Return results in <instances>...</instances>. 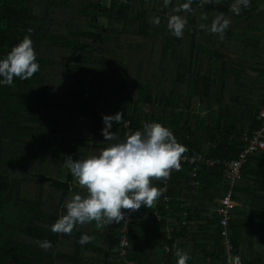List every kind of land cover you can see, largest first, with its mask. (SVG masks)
<instances>
[{"label": "trees", "instance_id": "obj_1", "mask_svg": "<svg viewBox=\"0 0 264 264\" xmlns=\"http://www.w3.org/2000/svg\"><path fill=\"white\" fill-rule=\"evenodd\" d=\"M261 1L245 8L239 0H0V58L31 29L40 65L29 80L0 86V264H125L120 223L52 230L66 202L87 195L65 157L83 160L109 147L102 117L117 112L123 118L112 130L121 142L159 122L186 146L183 155L220 162L197 173L188 165L173 170L168 193L131 225L127 259L176 264L180 248L189 264H225L215 211L230 196L242 205L229 225L235 250L244 264H264V152L250 156L233 183L224 164L264 126V59L256 44L233 40L241 23L264 28ZM172 16L186 21L182 38L168 29ZM224 20L228 32L213 31ZM152 184L164 187L163 179ZM208 215L213 222H204ZM82 234L91 241L81 245ZM45 241L51 246L42 247Z\"/></svg>", "mask_w": 264, "mask_h": 264}, {"label": "clouds", "instance_id": "obj_2", "mask_svg": "<svg viewBox=\"0 0 264 264\" xmlns=\"http://www.w3.org/2000/svg\"><path fill=\"white\" fill-rule=\"evenodd\" d=\"M250 0H239L243 7H248ZM188 7L187 4L184 5ZM237 15L241 8L232 9ZM159 24L160 20L155 19ZM186 21L181 16H172L168 29L176 38H182ZM229 21L224 20L213 31L222 33ZM22 41L14 46L6 57L0 58V86L11 87L14 79L29 80L40 71L37 54L31 39V29ZM123 114L104 115V127L101 134L104 141L113 142L99 155L87 159L65 157V166L85 188L87 195L74 194L65 204V214L60 216L52 230L57 233L71 234L78 225L96 222L98 227L119 224L125 221L128 211L137 212L142 207L151 208L163 195V189L152 184L153 178L167 179L172 170H180L182 154L186 146L178 142L174 133L159 122L145 123L142 129L119 141L112 130L114 123H119ZM92 237L82 234L79 243L87 244ZM45 241L42 247H50ZM176 264H189L191 256L183 249L175 250Z\"/></svg>", "mask_w": 264, "mask_h": 264}, {"label": "built area", "instance_id": "obj_3", "mask_svg": "<svg viewBox=\"0 0 264 264\" xmlns=\"http://www.w3.org/2000/svg\"><path fill=\"white\" fill-rule=\"evenodd\" d=\"M87 96L89 95V91L87 92ZM260 119L264 120V110L260 114ZM260 152H264V126L257 131H254L250 137L247 139V145L240 153L239 158L237 160H232L229 162H224L227 167L226 177H230L231 182L233 183L236 179L240 177V173L242 167L247 162L250 156H255ZM219 161L212 160L207 158L205 155H197V156H189L183 155L181 158V166L188 165L192 168L194 173H197L203 166L210 167L216 164H219ZM173 170L169 178L163 179V195L168 193V183L171 181ZM158 200L153 204V208L155 209L158 206ZM162 203H168V198L162 199ZM190 204H183L182 209L186 210ZM238 207V204L232 200L230 196L226 197L223 200H220L218 203L217 213L220 215V225L221 226V235L223 238V247L225 253V264H244L243 256L240 253H237L235 250L234 242L230 233L231 227V215L232 212ZM143 208V207H142ZM142 208L137 212L128 211V215L125 221H121L120 230H119V238H120V255L125 261V264H136L134 261L127 259L128 248L130 247L128 233L132 224L137 221L138 216L143 215ZM165 210L168 212L170 210V206L166 204ZM155 217L158 221L162 220V214L160 211L155 210ZM187 216V213L185 214ZM168 239H172V235L174 232V228L171 226H167L166 229Z\"/></svg>", "mask_w": 264, "mask_h": 264}, {"label": "crops", "instance_id": "obj_4", "mask_svg": "<svg viewBox=\"0 0 264 264\" xmlns=\"http://www.w3.org/2000/svg\"><path fill=\"white\" fill-rule=\"evenodd\" d=\"M260 3L262 4L261 9L264 10V1H261ZM231 4H232V2H231ZM206 23L207 22L205 19L202 20L200 23V28H205ZM219 26H220V24L216 25V27H219ZM238 27L241 30H237V31L233 32V40L235 42H237L238 45L247 46L248 43L256 44V56L258 58L264 59V28H261V29L247 28L244 23L239 24ZM243 29L246 31V33L242 31ZM225 30H226V32H228L227 28ZM225 30H224V32H225ZM224 32H222V33H224ZM250 47H253V46H250ZM208 62L209 61H207V63H206L207 67H208ZM262 64H264V62H262ZM260 71H263V69L257 63V60H256V77L259 75ZM247 73H248V75H251V76L254 75L250 71H248ZM249 206L250 205L247 204L244 208L246 210H248ZM241 207H242V205L238 204V208H241ZM211 212H214V211H211ZM215 212L217 213V210ZM216 213H214V214H216ZM219 218H220V215H219ZM203 219H204V222H213L215 218H214V215H208V216H205V218H203ZM170 249L171 248L169 246H166V251H170Z\"/></svg>", "mask_w": 264, "mask_h": 264}]
</instances>
